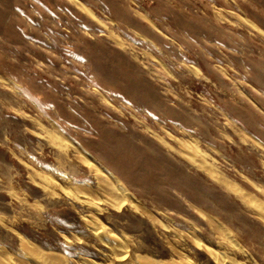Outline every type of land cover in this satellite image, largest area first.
<instances>
[{"label":"rangeland","instance_id":"374dc122","mask_svg":"<svg viewBox=\"0 0 264 264\" xmlns=\"http://www.w3.org/2000/svg\"><path fill=\"white\" fill-rule=\"evenodd\" d=\"M0 264H264V0H0Z\"/></svg>","mask_w":264,"mask_h":264}]
</instances>
